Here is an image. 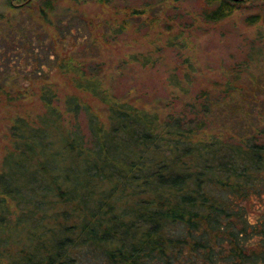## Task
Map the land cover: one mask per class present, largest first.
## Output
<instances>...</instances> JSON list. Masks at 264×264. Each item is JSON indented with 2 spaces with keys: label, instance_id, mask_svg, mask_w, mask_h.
Here are the masks:
<instances>
[{
  "label": "trees",
  "instance_id": "16d2710c",
  "mask_svg": "<svg viewBox=\"0 0 264 264\" xmlns=\"http://www.w3.org/2000/svg\"><path fill=\"white\" fill-rule=\"evenodd\" d=\"M59 1L10 8L69 32ZM205 1L204 19L218 22L244 0ZM6 25L7 61L32 34L25 20ZM242 71L219 93L201 89L166 114L121 100L101 79L74 76L105 104V118L75 95L62 106L43 82L46 112L15 119L0 173V264H264V96L243 102L231 93ZM7 81L0 94L19 99L3 90ZM217 120L228 132L201 139Z\"/></svg>",
  "mask_w": 264,
  "mask_h": 264
},
{
  "label": "rangeland",
  "instance_id": "374dc122",
  "mask_svg": "<svg viewBox=\"0 0 264 264\" xmlns=\"http://www.w3.org/2000/svg\"><path fill=\"white\" fill-rule=\"evenodd\" d=\"M27 2L0 0V36L12 16L25 20L32 34L31 42L18 40L7 53L9 63L0 58V79L8 80L3 90L20 96L9 102L0 94V173L13 148L15 119L34 122L46 112L39 98L43 82L55 89L62 106L66 96L75 95L101 118L107 115L105 104L77 88L74 76L101 79L121 100L162 114L179 112L201 89L219 93L238 66L243 71L231 93L243 95V102L264 96V0H244L218 22L204 19L205 0H60L57 17L69 32L48 21L37 25L29 12H12L10 7ZM5 44L0 40V56ZM41 63L52 67L40 69ZM217 121L201 139L231 128L228 121Z\"/></svg>",
  "mask_w": 264,
  "mask_h": 264
}]
</instances>
